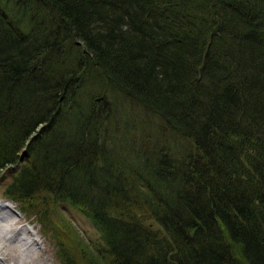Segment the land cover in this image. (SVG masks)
I'll list each match as a JSON object with an SVG mask.
<instances>
[{
  "label": "trees",
  "instance_id": "16d2710c",
  "mask_svg": "<svg viewBox=\"0 0 264 264\" xmlns=\"http://www.w3.org/2000/svg\"><path fill=\"white\" fill-rule=\"evenodd\" d=\"M5 173L61 264H264V0H0Z\"/></svg>",
  "mask_w": 264,
  "mask_h": 264
},
{
  "label": "rangeland",
  "instance_id": "374dc122",
  "mask_svg": "<svg viewBox=\"0 0 264 264\" xmlns=\"http://www.w3.org/2000/svg\"><path fill=\"white\" fill-rule=\"evenodd\" d=\"M11 176L5 173L0 180V203L8 208L5 209L3 214H11V218L21 221L19 225H13L11 232L7 235L12 236V230L22 227L18 232L19 239L24 238L27 241L35 240L34 244L24 246V249L19 242L14 243L12 239L5 240L0 238V257H8L4 259V264H61L58 258V248L55 245L54 239L51 237L50 232L44 233L38 218L32 213L21 210L20 206L4 197L2 191L6 183L10 180ZM7 203V204H6ZM58 219L64 216L65 219L74 227L77 235L80 237L84 244L99 245L101 243L100 235L92 222L85 217L75 207L67 204L60 203L57 206L55 215ZM52 225L56 226L59 221L51 219ZM154 226H156L154 224ZM30 243V242H27ZM23 249V250H22ZM16 256V257H15ZM3 259V258H2Z\"/></svg>",
  "mask_w": 264,
  "mask_h": 264
},
{
  "label": "bare ground",
  "instance_id": "6f19581e",
  "mask_svg": "<svg viewBox=\"0 0 264 264\" xmlns=\"http://www.w3.org/2000/svg\"><path fill=\"white\" fill-rule=\"evenodd\" d=\"M8 208L4 205H2L0 203V238H4L5 240H9V239H12V241H14V243H17L20 241L23 249H24V246H30L31 244H34V241L35 240H31V241H27V242H30V243H25V239L22 238V239H19L18 237V232L20 230H22V227L18 228V229H15V230H12V236L10 235H7V233L11 232V227L13 225H19L21 223L20 219L19 220H16V219H13L11 218V214H7V212H5V214H3V212L5 211V209ZM9 209V208H8ZM10 210V209H9ZM22 249V250H23ZM16 257V256H15ZM3 258V259H2ZM0 257V264H4V259L8 258V257Z\"/></svg>",
  "mask_w": 264,
  "mask_h": 264
}]
</instances>
